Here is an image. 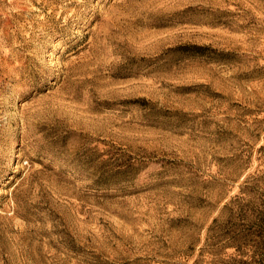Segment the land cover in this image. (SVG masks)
Wrapping results in <instances>:
<instances>
[{"label":"rangeland","instance_id":"obj_1","mask_svg":"<svg viewBox=\"0 0 264 264\" xmlns=\"http://www.w3.org/2000/svg\"><path fill=\"white\" fill-rule=\"evenodd\" d=\"M264 246V0H0V264H227Z\"/></svg>","mask_w":264,"mask_h":264},{"label":"trees","instance_id":"obj_2","mask_svg":"<svg viewBox=\"0 0 264 264\" xmlns=\"http://www.w3.org/2000/svg\"><path fill=\"white\" fill-rule=\"evenodd\" d=\"M234 245L238 251V257L234 256L227 261V264H264V246L257 245L253 253L245 251V243L241 239H235Z\"/></svg>","mask_w":264,"mask_h":264}]
</instances>
